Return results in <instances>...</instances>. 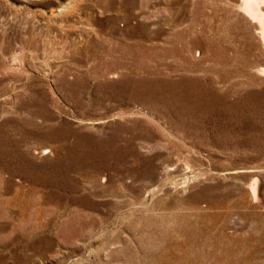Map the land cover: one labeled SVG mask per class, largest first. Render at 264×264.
Listing matches in <instances>:
<instances>
[{"label":"rangeland","instance_id":"obj_1","mask_svg":"<svg viewBox=\"0 0 264 264\" xmlns=\"http://www.w3.org/2000/svg\"><path fill=\"white\" fill-rule=\"evenodd\" d=\"M222 6L0 0V264H264V86Z\"/></svg>","mask_w":264,"mask_h":264},{"label":"bare ground","instance_id":"obj_2","mask_svg":"<svg viewBox=\"0 0 264 264\" xmlns=\"http://www.w3.org/2000/svg\"><path fill=\"white\" fill-rule=\"evenodd\" d=\"M210 1H221L224 2L227 7L230 6L228 8L225 6H222L220 9L216 8L212 18L215 17V14L218 10L219 12L220 10L227 12L228 15L229 12L231 14L234 13L235 15L242 18L244 21V27L248 34L247 37L243 32L238 33V46L243 53V59L241 60L240 64L237 63L236 71L235 73L233 72L234 74H232V76L238 78L242 76L248 77L250 74H253L256 76L255 78L259 77L258 83L264 86V0ZM245 38H248V40H245ZM233 81L235 80L233 79L232 82ZM232 173H234V171H232ZM256 182L257 181L255 177L249 185V191L254 198L257 197Z\"/></svg>","mask_w":264,"mask_h":264}]
</instances>
